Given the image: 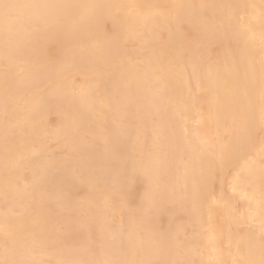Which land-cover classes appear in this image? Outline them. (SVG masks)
Segmentation results:
<instances>
[{"label": "snow or ice", "instance_id": "1", "mask_svg": "<svg viewBox=\"0 0 264 264\" xmlns=\"http://www.w3.org/2000/svg\"><path fill=\"white\" fill-rule=\"evenodd\" d=\"M0 116V264H264V0H0Z\"/></svg>", "mask_w": 264, "mask_h": 264}, {"label": "bare ground", "instance_id": "2", "mask_svg": "<svg viewBox=\"0 0 264 264\" xmlns=\"http://www.w3.org/2000/svg\"><path fill=\"white\" fill-rule=\"evenodd\" d=\"M74 2V0H73ZM140 3H159V4H168L174 2V0H138ZM185 3H201V2H207V3H256L259 4L260 0H183ZM0 123H2V116H0ZM175 135L182 136L183 135V129L181 126L177 125L174 130ZM3 175V146L2 143H0V178H2ZM187 220L188 217H185ZM165 226H167V216L164 217ZM207 258V257H205ZM197 260H199V257H196Z\"/></svg>", "mask_w": 264, "mask_h": 264}, {"label": "rangeland", "instance_id": "3", "mask_svg": "<svg viewBox=\"0 0 264 264\" xmlns=\"http://www.w3.org/2000/svg\"><path fill=\"white\" fill-rule=\"evenodd\" d=\"M55 147V146H54ZM166 217V216H165Z\"/></svg>", "mask_w": 264, "mask_h": 264}]
</instances>
